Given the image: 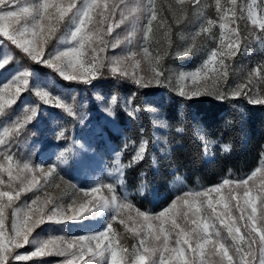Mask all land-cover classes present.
I'll list each match as a JSON object with an SVG mask.
<instances>
[{
	"label": "rangeland",
	"instance_id": "obj_1",
	"mask_svg": "<svg viewBox=\"0 0 264 264\" xmlns=\"http://www.w3.org/2000/svg\"><path fill=\"white\" fill-rule=\"evenodd\" d=\"M25 2L26 0H9L7 6L16 10L17 3L22 6ZM27 2L31 3L34 0ZM70 2L71 0H50L51 5L66 6ZM85 2L86 0H76V7L60 19L58 24L56 23L59 17L57 8H49L51 18L44 23L45 25L51 23L55 31L48 35L46 42L42 44L43 56L39 59H47L51 54L72 46L71 34L78 26V21H73V14L76 8L82 7ZM97 3L100 7L90 11L91 20L84 26L83 31L93 36L95 45L99 44L97 37L103 39L106 42L105 45H101L104 51L97 50L93 53L91 48L86 47V57L83 59L85 66L90 67L91 71L70 69L69 71L74 72L77 77L72 80L88 85L106 74H113L145 86H157L159 89H171L178 93L183 91L189 96L202 94L216 97L237 96L233 95V91L239 84L246 85L244 90L246 94L240 95H245L251 100L264 94V81H260L254 72L258 66H264V29H261L259 24L254 25L249 16V6H251L257 18H264V0H235V4L232 0H219V6L217 0H182V3L178 0H151V3L150 0H97ZM105 4L107 7L104 6ZM113 5H115L114 9ZM152 5L155 6L154 9ZM211 6L215 9L213 14L209 12ZM153 10L156 12V19L152 21L151 31L147 32L146 40L148 20L151 19ZM122 14L123 19H121ZM242 20L258 31L253 44L254 51H260L257 59L251 60L250 56H247L249 50L239 53L242 35L238 23ZM221 24L225 25L223 29ZM109 26L113 28L111 33L107 32ZM222 33L225 43L223 48H221ZM117 37L120 43L113 47ZM230 38L234 41L232 47L237 48L238 45V49L232 56L219 57L224 60L227 72L226 81H217L215 84V90H218L220 95L215 94V90L209 91L213 89L211 78L193 85L187 74L201 69L213 50L227 53L229 51L227 42ZM145 48L148 49L147 54ZM17 51L32 59L22 48L0 36V90L4 93L3 100L0 101L3 109L0 111V141H2L0 165L4 168L11 165L12 169L11 180L8 171H0V191H9L13 197L11 202L7 197L0 201L5 205L4 264L28 261L35 264H70V262L84 264L85 261L88 264H107L110 259L109 254L92 255L88 249H95L96 241L81 240L80 237L97 236L108 231L109 225L111 233L114 234V241L127 250L124 255L126 264H133L132 253L137 249L143 252L140 247L141 240L145 241V246L162 248L166 235L167 246L169 248L177 246L178 230L172 229L173 219L185 232L191 233L190 243L182 245L184 259L189 264H229V257L231 264H239L240 256L244 255V252L237 253L236 248L247 249L248 244L239 239L234 242L214 215L206 216L207 198H196L195 194L208 192L214 203L219 201L221 196L227 200L229 193L239 194V203L242 205L244 189L237 185L260 169L261 172L248 183V187L252 188V194L255 195L260 184L264 183L260 178L264 174V159L250 172L227 174L211 186L190 185L184 177L178 176L173 184L178 195L169 204L160 210H141L131 199L136 191L130 188L124 179V171L128 165L124 150L111 139L107 130V126L112 127L116 132L120 130L111 112V105L115 103V99H111L109 109L103 110L106 116L99 120L89 122L87 120L89 114L80 113L79 119L86 125L72 137L67 138L63 135V130L56 129L48 132L50 135L46 134L43 139L33 140L31 136L26 135L33 121L37 123V129L42 130L45 123H51L56 119L57 111L61 113L63 111L65 115H73L75 108L74 103L71 102L72 98H68L66 94L54 88L53 85L56 83L52 78H46L33 67L21 63L16 56ZM93 55L95 60L89 65L88 61ZM113 58L120 60L117 62ZM50 68L65 78L58 70ZM113 68L116 71H113ZM156 73H160L159 82L154 78ZM250 73L253 74L251 82ZM20 79H26L28 85L24 87ZM5 85L10 87L5 89ZM18 85L22 91L15 95L12 103H8ZM197 87L199 91L193 94ZM38 92L48 93L47 103L37 94ZM97 97L102 107H108L107 100L101 95ZM57 100L59 104L56 103ZM43 120L49 122L43 123L41 122ZM52 126L53 124L50 127ZM5 129L8 131L5 132ZM51 135L63 136L54 142L50 141ZM138 154H141V147L135 156H139ZM24 164H28L29 168L24 169ZM225 180L231 183L224 184ZM221 185L223 187H220ZM216 187H220L219 193L209 192ZM94 188L99 191L93 193ZM185 199L202 208L198 216H193L189 211V205L184 203ZM257 203L259 205V201ZM236 204L237 201H231L232 217L241 228L240 235H244L246 240H255L251 244V254L246 255L245 259L247 264H259L261 254L259 236L255 233L251 237L247 236L248 230L243 227L244 221L239 220L241 213L240 209L235 207ZM216 208L218 212L224 211L222 203L216 204ZM165 211L166 216H159ZM185 212L188 213L187 222L184 218ZM25 213L29 216L25 227H31V231L27 233V242L24 241L23 235L17 237L12 229L13 221L17 217L22 218ZM141 213L143 215H140ZM257 216H259V207ZM145 217L148 219L145 220ZM192 219L215 225V229L220 232L219 243L224 244L228 257H223L218 245L215 248L206 245L204 255H201L197 248L196 234L191 232L195 227L191 222ZM37 220L42 222L34 223ZM149 226L153 234L160 228L165 230L160 240L149 236ZM209 230L212 231L211 228ZM210 238L216 240L215 235ZM17 242L20 243L19 247L15 246ZM45 244L47 247H43ZM38 248L42 249V254L33 256L32 253ZM81 249L85 253L83 259L80 258ZM159 255L158 251L152 259L158 262ZM170 255L174 257L175 254L165 253V264ZM17 256L28 258L19 260L16 259Z\"/></svg>",
	"mask_w": 264,
	"mask_h": 264
},
{
	"label": "trees",
	"instance_id": "obj_2",
	"mask_svg": "<svg viewBox=\"0 0 264 264\" xmlns=\"http://www.w3.org/2000/svg\"><path fill=\"white\" fill-rule=\"evenodd\" d=\"M209 12H215L213 6ZM238 27L242 35L239 53L249 50L247 56L257 59L260 51H254L253 44L258 31L244 20ZM16 56L25 66L52 78L54 88L74 103L73 115L57 111L56 119L45 123L42 130L33 121L26 133L33 140L43 139L56 129L72 137L86 125L79 119L80 113H88L89 122L99 120L115 99L111 112L120 130L116 132L110 126L107 130L124 150L128 163L124 179L136 191L131 199L141 210H160L169 204L178 195L173 185L178 176L190 185L211 186L227 174L250 172L264 159V103L252 102L245 95H182L113 74L87 85L65 79L20 51ZM99 95L108 101V107L100 105ZM63 135H51L50 141L57 142ZM142 144V154L135 156Z\"/></svg>",
	"mask_w": 264,
	"mask_h": 264
},
{
	"label": "snow or ice",
	"instance_id": "obj_3",
	"mask_svg": "<svg viewBox=\"0 0 264 264\" xmlns=\"http://www.w3.org/2000/svg\"><path fill=\"white\" fill-rule=\"evenodd\" d=\"M178 2L182 3V0H178ZM151 3V0H150ZM232 3L235 4V0H232ZM9 0H0V36L3 38H6L7 40L11 41L13 44L17 45L18 47L22 48L25 52L28 53V55L32 58V60L37 61L39 63H45L50 67L55 68L58 70L61 75L65 76L66 79L72 80L76 79V75L74 72H70V69L77 70L82 69L84 72H90L91 68L85 66L84 59L86 57V47L91 48L92 52L95 53L97 50L100 52L104 51V47L101 45H105V41L103 39H100L97 37L96 39H99V44L95 45V41L92 35H89L87 32L83 31L84 26L90 22L91 17L89 15L90 11H92L93 8L100 7V5L97 3V0H86L84 5L82 7L76 8L75 13L73 14V21H78V26L76 27L75 31L71 34V42L72 46L66 48L63 51H57L53 54H51L47 59L41 60L40 57L43 56V47L42 44L46 42L47 36L51 35L55 31V27L49 23L45 25V20H49L51 18V14L49 13L50 7H56L57 11L59 13V17L56 20V23H59L60 19H63V17L72 10V8L76 7V0H71L69 4L62 5H51L50 0H34V2H26L21 6L19 3L16 5V10H13L12 8L8 7ZM217 4L219 6V0H217ZM107 7V4L104 5ZM138 7V6H137ZM154 5H152V8L154 9ZM112 8H115V5L112 6ZM249 16L252 20V23L259 24L261 29H264V18H257L255 14L252 12L251 6H249ZM121 19H123V14L121 15ZM156 19V12L153 10L151 12V19L148 20L149 28L146 29V35L145 39L147 40V32L151 31V24L152 21ZM118 26V25H117ZM225 27L224 24H221V29ZM113 31L112 26H109L107 29L108 33H111ZM120 43L119 37H117L115 43H113V47H116ZM234 41L232 38H230L227 42V47L229 48V51L225 53L224 51L220 50H213L210 53L209 59L205 61L204 65L201 69H198L196 72L187 74V77H189L192 80L193 85H197L199 81L205 80L207 81L208 78H211L213 81V89H209V91L215 90V84L217 81H226L227 78V72L226 68L224 66V60L219 57H223L225 55L232 56L235 54V51L238 49L233 48ZM225 46L223 33L221 35V48ZM145 53H148V49H144ZM134 55V53H133ZM117 62H119L120 58H113ZM95 60V56L93 55L92 59L88 61L89 65L92 64V61ZM98 71V69H96ZM113 71H116L115 68H113ZM155 72V69H153ZM255 74L259 77L260 81H264V66H258L257 69L254 70ZM252 73L249 74V79L251 82ZM159 76L160 73H156L155 79L157 82H159ZM184 78V77H182ZM22 80V84L24 87L28 85V81L26 79H20ZM5 89L9 88V85L4 86ZM246 85L239 84L236 86V88L233 91V95H240V94H246L245 93ZM22 91V88L18 85L15 88L14 93L12 94V99H9L7 102L12 103L15 95L19 94ZM199 91V87L195 89L193 94H196ZM38 95L41 96V98L45 101V103L48 102V93L38 92ZM181 94H185L183 91ZM215 94L218 96L220 95L218 90H215ZM3 90H0V101L3 100ZM252 102L255 103H264V94L258 95L252 99ZM57 104L60 102L57 100ZM63 106V105H61ZM2 105H0V111H2ZM8 129H5V132H7ZM2 142V141H0ZM144 145H141V154L143 152ZM139 155V154H138ZM7 159H11V157H7ZM24 169H28L29 165L24 164ZM0 171H8L10 174V180H11V165H9L7 168H4L3 165H0ZM261 170L257 169L252 173L251 176H249L247 179L241 180L237 187L243 188V204L241 205L239 203L240 197L239 194H232L229 193V197L227 200H225L224 196L220 197L219 201H216L214 203L213 199L209 197L208 192L203 193H196L195 197H205L207 198V213L206 216H212L214 215L216 219L219 221L220 225L225 228L231 236L232 240L235 242L237 239H239L242 242H246L248 244L247 249H243L242 247H237L236 251L237 253L244 252V255L240 256L239 264H247V261L245 259L246 255L251 254V244L255 242L254 239L246 240V237L244 235H240L241 228L237 226V221L233 219L232 217V205L231 201H237V204L235 205L236 208L240 209V217L239 220L244 221L243 227L246 228L247 236L251 237L253 233L259 236V242L261 245V254L259 257V264H264V183H261L259 186V190L255 195L252 194V188L248 187L249 180H252L254 177L257 176V173H260ZM261 180H264V174L261 175ZM231 183L228 180L224 181V184ZM255 186V185H253ZM220 187H223L221 185ZM220 187H216L213 189H210L209 192H220ZM111 190V188L109 189ZM99 189H92L93 193L98 192ZM87 195V193H86ZM4 197L8 198V201L11 202L12 200V194L9 191H0V201L3 200ZM115 198H113L114 201ZM259 201V205L257 203ZM35 203V202H34ZM107 202H105L106 204ZM185 204L189 205V211L192 212L193 216H198L202 208L200 206H197L194 202L189 203L187 199L184 200ZM222 203L223 204V212H218L216 208V204ZM5 205L0 202V264H4L5 260V248H4V219H3V209ZM119 207V205H117ZM259 207V216H257ZM250 209V211H248ZM140 215H143L142 213ZM167 215V212H161L159 216L164 217ZM185 222H187L188 219V213H184ZM29 216L27 213L24 214L22 218L17 217L16 220L12 223V229L15 232L17 237H20L23 235V239L25 242H27V233L31 231V227H25L28 223ZM49 219H52V217H49ZM148 217H145V220H147ZM259 221V223H258ZM41 220H37L34 223H41ZM192 224L195 225L194 228H192L191 232L196 234L197 237V248L199 249L201 255H204V248L206 245H212L213 248H215L217 245L219 249L222 252L223 257H228V252L224 250V244L219 243L220 239V232L215 229L214 224H210L209 222H203L200 223L196 219H192ZM172 229L178 230L176 232V247L169 248L167 246V240L168 237L165 235L163 240V247L159 248L157 246H145V241H140V247L143 249V252H141L139 249L134 251L132 253V256L134 257L133 264H165V253L172 254L174 253V257L171 255L169 256L167 260V264H189L187 260L184 259V250L182 245H187L190 243V235L191 233L185 232L184 229L181 228L180 224L176 222L175 219L172 220ZM212 229L210 232L209 229ZM165 230L163 228H160L156 233L153 234L151 230V226H149V236H153L155 240L161 239V234ZM212 235H215L216 240L211 239L210 237ZM81 240L88 239L89 241L95 240L96 241V247L95 249L89 248L88 251L92 253V255H99V256H105V254H109L110 259H108L107 264H126V261L124 259V255L127 253V250L120 247L118 242L114 241V234L111 233V226L109 225L108 231L102 232L97 236L94 237H80ZM107 242L106 244L104 242ZM51 243V241L49 242ZM16 247L20 246V243L17 242L15 244ZM43 247H47V244H45ZM160 252L158 262L157 260L152 259V256H154L157 252ZM42 254V249L38 248L36 252H33L32 255H38ZM62 254V253H58ZM84 250H80V258L83 259L84 257ZM75 255V253H73ZM26 256H17L16 259L24 260L27 259ZM229 264H231V258L229 257ZM71 264V262H70ZM84 264H88L87 261L84 262Z\"/></svg>",
	"mask_w": 264,
	"mask_h": 264
}]
</instances>
